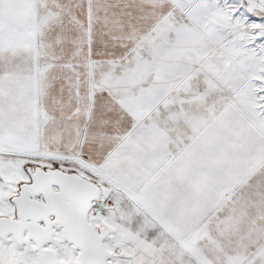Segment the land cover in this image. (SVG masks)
Returning <instances> with one entry per match:
<instances>
[{
  "label": "snow or ice",
  "instance_id": "1",
  "mask_svg": "<svg viewBox=\"0 0 264 264\" xmlns=\"http://www.w3.org/2000/svg\"><path fill=\"white\" fill-rule=\"evenodd\" d=\"M0 264H264V0H0Z\"/></svg>",
  "mask_w": 264,
  "mask_h": 264
}]
</instances>
